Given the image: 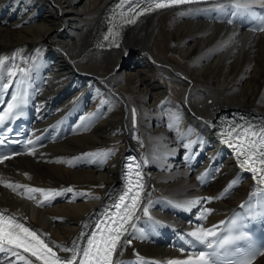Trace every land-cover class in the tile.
<instances>
[{
	"label": "bare ground",
	"instance_id": "obj_1",
	"mask_svg": "<svg viewBox=\"0 0 264 264\" xmlns=\"http://www.w3.org/2000/svg\"><path fill=\"white\" fill-rule=\"evenodd\" d=\"M115 1L0 0V86L23 70L38 124L53 132L38 150L0 165V210L72 254L62 249L80 245L119 193L131 150L142 160L146 190L131 243L119 246L114 264L194 262L198 256L174 248L178 237L213 229L240 204L252 215L264 211V189L208 128L228 107L264 116V0L161 11L104 47ZM235 3L251 5L250 16L218 10ZM193 200L203 202L189 207ZM4 262L25 264L15 255ZM253 264H264V253Z\"/></svg>",
	"mask_w": 264,
	"mask_h": 264
},
{
	"label": "snow or ice",
	"instance_id": "obj_2",
	"mask_svg": "<svg viewBox=\"0 0 264 264\" xmlns=\"http://www.w3.org/2000/svg\"><path fill=\"white\" fill-rule=\"evenodd\" d=\"M133 2L135 3L136 0H133ZM191 2H195V0H167V3L161 0V2L149 3L148 6L143 9V12H152L157 9L168 8L175 4ZM124 5L125 0H121L120 3L116 4L115 8L112 10L113 14L115 15L116 9H122ZM225 7L235 9L236 12L234 14H238L240 11H244L245 13H250L252 11L251 5L241 3L227 6L222 5L219 6L218 10L223 12ZM262 7H264V5H262ZM141 14L142 12L135 11V9L130 7L128 13L121 12L120 17L124 19L125 23H135L136 17ZM232 22L231 20L228 21V23ZM116 26L118 27V25ZM108 32L112 34L113 27L110 26ZM104 39L107 41L109 35H105ZM3 64L4 59L0 58V66ZM10 75L15 76L16 73L12 72ZM11 83L12 82H10V84ZM10 84L4 85V88H9ZM23 103H26L23 97L13 96V102L9 103L5 113L0 115V122H3L5 119H10L13 109L19 108ZM135 117L136 110L133 109V124H135ZM171 127L172 126L169 125L170 130ZM220 134L224 137L225 142L234 146L238 159L244 157L241 161V166H250L253 173L259 172L258 176L254 175V179H258L260 182L264 183V121H261L259 124H254L249 121L247 126L236 123L229 130H224ZM2 142L3 141L0 140V143ZM184 147L187 149L189 145L185 144ZM128 159V172L126 175L129 178L127 180L126 190L118 197L113 205H110V207H114L116 211L113 213L105 210V212L100 214L102 219L95 221V229L92 230L91 235L87 237V244L82 249V257L79 259V264H113V256L117 253L119 246L124 242L131 243V241L127 240V234L129 229L135 228V221L139 218L137 211L141 208V193L144 189V184L142 172L138 170L140 166L136 165V168L133 169L134 158L129 157ZM257 163L261 165L259 169L256 167ZM133 172L135 174V180L131 179ZM6 186L12 187L13 191L16 190L12 185ZM28 191L42 192L43 190L29 189ZM55 195H57V193L53 192L51 196H45V201L53 198ZM207 199L211 200L212 198L209 197ZM202 202V200H193L188 202V206L190 207L191 205L200 204ZM41 203L43 204V201ZM210 211L211 209H205V212ZM143 212L145 215L148 214L147 206L143 207ZM260 215L264 216V211H262ZM239 225L240 218L236 217L231 221L230 227L235 229L238 228ZM188 235L193 238L192 243L199 242L200 244H204L210 251H201L194 262L189 259L185 261H171L170 264H217L215 258L220 255L221 249L226 245H231L235 240L243 239L246 236V234H241V236H227L224 239H216L209 242V238L217 237V233L213 229L204 228L194 230ZM13 249H23L25 253H30L31 256L35 257L41 264H75L77 261V255L75 253L81 250L80 246L75 245L74 242L73 249L67 247L62 249L64 252L72 251L74 254L69 259H62L35 231H32L29 227L18 222L14 216L5 215L0 211V253H10L15 255L18 261H25V264H31L30 260H26L23 255L13 252ZM239 255L247 257L248 253H239ZM252 255L254 256V253ZM0 264H6V262L0 261ZM241 264H251V259H246L242 261Z\"/></svg>",
	"mask_w": 264,
	"mask_h": 264
},
{
	"label": "rangeland",
	"instance_id": "obj_3",
	"mask_svg": "<svg viewBox=\"0 0 264 264\" xmlns=\"http://www.w3.org/2000/svg\"><path fill=\"white\" fill-rule=\"evenodd\" d=\"M143 20H145V19H143ZM143 20H141V21H143ZM158 50H160V51H164L163 48H162L161 46L158 47ZM124 51H125V50H124ZM166 53H167V52H166ZM245 111H246V110H245Z\"/></svg>",
	"mask_w": 264,
	"mask_h": 264
}]
</instances>
